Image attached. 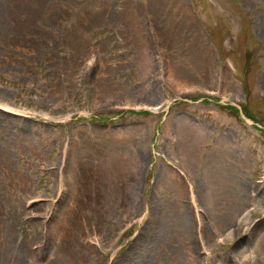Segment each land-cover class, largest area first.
Listing matches in <instances>:
<instances>
[{"label": "rangeland", "instance_id": "1", "mask_svg": "<svg viewBox=\"0 0 264 264\" xmlns=\"http://www.w3.org/2000/svg\"><path fill=\"white\" fill-rule=\"evenodd\" d=\"M181 2L0 0V264H264V0Z\"/></svg>", "mask_w": 264, "mask_h": 264}, {"label": "bare ground", "instance_id": "2", "mask_svg": "<svg viewBox=\"0 0 264 264\" xmlns=\"http://www.w3.org/2000/svg\"><path fill=\"white\" fill-rule=\"evenodd\" d=\"M174 3H177L178 2V4H177V7H180L181 6V0H172ZM180 86H183L184 84H182V83H180L179 84ZM179 87V86H178ZM66 152V151H65ZM66 184V183H65ZM65 190H66V187H65ZM65 190H63V192L61 193V198L65 195ZM60 198V199H61ZM185 214L183 213V214H181L180 215V217H183ZM183 219L184 218H182L181 219V221H183ZM125 235V234H124ZM234 235H235V232L234 231H232L230 234H229V237H231V238H233L234 237ZM204 238L206 239V235H204ZM117 248V247H116Z\"/></svg>", "mask_w": 264, "mask_h": 264}]
</instances>
